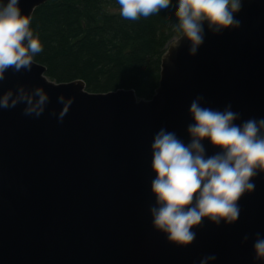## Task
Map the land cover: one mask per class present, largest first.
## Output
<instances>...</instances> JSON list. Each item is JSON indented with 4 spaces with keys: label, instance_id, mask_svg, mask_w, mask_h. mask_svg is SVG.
Masks as SVG:
<instances>
[{
    "label": "water",
    "instance_id": "water-1",
    "mask_svg": "<svg viewBox=\"0 0 264 264\" xmlns=\"http://www.w3.org/2000/svg\"><path fill=\"white\" fill-rule=\"evenodd\" d=\"M47 0H19L23 15ZM7 3V0H0ZM241 23L213 33L189 55L190 42L171 41L161 56L160 79L149 99L133 89H86L83 80L57 82L36 62L8 70L0 95L19 85L41 86L50 102L36 118L25 104L0 109V264H264L254 242L264 237V172L238 201L239 218L216 225L207 218L194 242L177 246L153 227L151 144L164 128L185 144L193 100L239 114L236 125L264 118V0H242ZM73 100L62 123L59 95ZM206 156L216 154L208 139ZM245 236L248 237L245 240Z\"/></svg>",
    "mask_w": 264,
    "mask_h": 264
},
{
    "label": "clouds",
    "instance_id": "clouds-1",
    "mask_svg": "<svg viewBox=\"0 0 264 264\" xmlns=\"http://www.w3.org/2000/svg\"><path fill=\"white\" fill-rule=\"evenodd\" d=\"M119 15L130 21L149 18L172 5V0H117ZM19 0L0 3V82L5 73L31 71L34 57L43 51V45L31 28V17L23 15ZM175 16L171 23L179 39L171 46L179 47L182 38L190 42L189 55H196L204 42L203 25L213 33L227 28H238L236 19L242 0H177ZM202 97L192 101L190 114L194 123L187 131L189 143L185 144L174 132L161 128L151 144V193L155 205L150 207L153 227L167 235L177 246L194 242L196 232L205 218L219 225L234 223L240 215L238 201L246 192H252V182L264 172V118L249 119L242 125L234 121L239 114L230 110L216 111L201 107ZM141 100L137 97V103ZM50 102L48 93L38 86L28 89L19 85L0 95V109H11L25 104L23 114L39 118ZM63 107L50 115L62 123L73 100L63 94L57 98ZM208 139L219 151L206 156L203 140ZM248 239L247 236L244 238ZM255 258L264 260V237L259 233L254 242ZM216 257H203L199 264H209Z\"/></svg>",
    "mask_w": 264,
    "mask_h": 264
},
{
    "label": "trees",
    "instance_id": "trees-1",
    "mask_svg": "<svg viewBox=\"0 0 264 264\" xmlns=\"http://www.w3.org/2000/svg\"><path fill=\"white\" fill-rule=\"evenodd\" d=\"M177 0L147 19L119 15L117 0H47L31 15V28L43 45L34 60L49 79L83 80L86 89H133L149 99L160 79L161 56L178 37Z\"/></svg>",
    "mask_w": 264,
    "mask_h": 264
},
{
    "label": "rangeland",
    "instance_id": "rangeland-1",
    "mask_svg": "<svg viewBox=\"0 0 264 264\" xmlns=\"http://www.w3.org/2000/svg\"><path fill=\"white\" fill-rule=\"evenodd\" d=\"M176 38H177V37H174L171 41H173V40L176 39ZM171 41H170V42H171ZM170 42H169V43H170ZM169 43H168V44H169ZM167 46H168V45H167Z\"/></svg>",
    "mask_w": 264,
    "mask_h": 264
}]
</instances>
